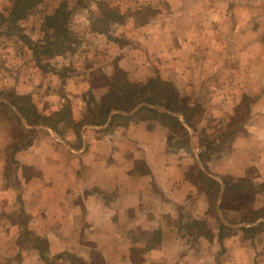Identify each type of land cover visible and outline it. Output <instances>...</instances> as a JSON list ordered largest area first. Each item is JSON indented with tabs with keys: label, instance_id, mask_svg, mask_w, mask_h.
<instances>
[{
	"label": "crops",
	"instance_id": "0c3cea01",
	"mask_svg": "<svg viewBox=\"0 0 264 264\" xmlns=\"http://www.w3.org/2000/svg\"><path fill=\"white\" fill-rule=\"evenodd\" d=\"M90 1L120 18L97 27L99 9L71 0L70 23L86 39L66 51L36 54L0 36V264H264V0ZM58 8L30 15L34 47L48 45L43 30ZM118 71L138 85L170 81L192 109L207 96L222 114L251 97L250 119L197 169L204 147L183 115L188 148L142 105L87 119ZM6 91L31 96L47 117L69 111L73 130L24 120L30 140L18 143ZM233 183L255 191L250 204Z\"/></svg>",
	"mask_w": 264,
	"mask_h": 264
},
{
	"label": "rangeland",
	"instance_id": "374dc122",
	"mask_svg": "<svg viewBox=\"0 0 264 264\" xmlns=\"http://www.w3.org/2000/svg\"><path fill=\"white\" fill-rule=\"evenodd\" d=\"M18 1L19 0H0V11H2L0 12V24L2 25L0 36L10 41H13V42L17 40L18 42L25 44L26 47L28 46V48L30 49V28L38 25V20L34 22H30V15L34 14L37 11L39 12H42L43 10L48 11L49 9L57 7L58 5L60 7L62 4H65V3L68 5V8H69L68 2H70L71 0H39V3L37 4L34 11H32V13H30V10H27V13L29 14L27 15L26 18L20 21H15L13 19V15L16 12ZM73 1H76V0H73ZM85 3L87 5L90 4L91 6H95L97 9H99L98 10L99 13H102V15L100 16H97V15L94 16L96 17L95 25L97 27L102 28L107 24V22L118 21L120 18L118 16L116 8H113L112 6H110L109 4L105 2H96V4L94 5L91 3L90 0H86ZM154 14L155 13L153 12H147V14H144L142 17H139L138 19L147 20L148 18H150L151 15L153 16ZM79 28L81 27L77 23L75 22L70 23V20H69L67 29H69L71 32L67 34L68 41H66V43L62 45L56 44L55 45L56 48L59 51H66L67 50L66 47L73 45V44H78L79 42H81L82 37L86 39V36L84 35L82 36V34L80 33ZM43 32L45 34L47 41L48 40L50 41V39L51 41L56 40V38L53 37V35L52 36L50 35L51 31H48L47 28H45ZM43 32H41V34H43ZM262 37H264V35ZM22 49L23 48L18 49L17 50L18 53H20L19 50H22ZM38 49L41 55L49 56V53H50L49 50L45 53L44 49H42L41 47H39ZM258 71L260 74L261 72H264V65H259ZM116 78L118 79H116L117 82L114 83V87H115L114 91L109 95V97L103 103L98 104V108H101L100 106H104L106 108L110 105H116V104H122V103L125 105H128V104L132 105L138 102L139 99L140 100L145 99L147 96L153 95L152 91L145 89L144 91H146V94L143 97H138V95H134L133 98L127 97V95L132 93V91L127 88V86L129 85L131 86L136 85L141 89L142 87L150 86L151 83L153 82L173 84L170 81H165L164 79H161L159 76L152 77L145 84H141V85L133 84L126 80V74L123 71H118ZM263 82L264 80L263 81L259 80L258 82L259 87L262 86ZM247 84L249 87L250 80H248ZM160 89H163V88H160ZM14 93H15L14 91H6L3 97L9 99L10 102L14 100L15 98L16 100H18L16 94ZM180 98L182 99V97ZM241 98L242 100L241 102L238 101V103L240 104L237 105L238 107L236 108V110H233L231 112L222 113V114L212 110V104H211L213 101L212 98L207 97V96L198 98L199 101L197 100L193 108L195 110V113L193 114V117L191 118L192 120L191 123L192 125L195 126V132H196L195 134L200 141L199 144L204 147V150H202V154L204 155L203 157L201 156L202 164L199 163L195 166L197 169L200 168L202 165L203 167L205 165L207 167L206 158H208V156H210L211 154H215L216 152L227 151L231 147V143H232V140L235 134L239 132L241 130L240 128L243 127L245 123L250 119V105H251L252 98L245 97V96H242ZM88 99L92 101L94 100V97L92 96V97H89ZM28 100L30 101V96ZM181 102H182V105L188 106V103L185 100L182 99ZM161 103H165V102L162 101ZM26 104H27V101L23 103L24 106ZM6 110L2 111L4 115L12 119L17 124L18 135H19L18 143L20 142L23 143L25 139L30 140V138H28L29 134H27L26 131H24V129L21 126V123L18 120H16L15 117L12 116ZM64 112L66 115L70 113L67 110L66 111L64 110ZM146 116H152V114L147 112ZM51 117H52L50 121L51 123L58 122L59 120L58 115H53ZM103 117L104 115H103L102 110L99 111L98 109V111H94L91 115H88L87 119L101 120L103 119ZM66 118L67 119L64 121L65 125L62 126L65 133L69 131L70 126L71 128L74 126V123L70 120V118L69 117H66ZM206 125L209 128L207 129L203 128ZM168 126L172 128L173 135L178 136V143H179L178 146L182 148H188L187 147L189 146L187 145L188 135L186 133L185 128L184 127L182 128L181 126H177L175 124L172 125L170 121H169ZM206 148H208V150ZM200 173H201L200 179L202 180V183L204 184L205 190H207L210 184L206 183L207 182L206 178L203 177L202 172ZM213 189L214 191H216L215 187L214 188L211 187L212 191ZM238 193H240L241 201L247 205L250 204L252 197H254L255 195V191L251 189L242 190ZM20 219L23 220V218H20ZM22 235H28L26 229L22 232Z\"/></svg>",
	"mask_w": 264,
	"mask_h": 264
},
{
	"label": "trees",
	"instance_id": "16d2710c",
	"mask_svg": "<svg viewBox=\"0 0 264 264\" xmlns=\"http://www.w3.org/2000/svg\"><path fill=\"white\" fill-rule=\"evenodd\" d=\"M38 3H39V0H19L17 4L16 12L13 15V19L15 21H20L26 18L27 15L29 14L27 13V10H30V13H32V11H34ZM70 14H71V11L69 10L68 5L65 3V4H62L57 9L54 15L47 17L46 28L48 31H51L50 35L51 36L53 35V37H55L56 40L54 41H51V39L50 41L48 40V45L46 47H43L45 53L49 50L50 47L56 44L62 45L66 43L67 32H68L67 25L69 24ZM30 47H33L36 54L39 53V49L33 46V43L31 40H30ZM127 88L132 91V93L127 95V97L133 98L134 95H138V97H143L146 94V91H144L145 89L152 91L153 95L147 96L145 99H141V100L139 99L138 102L132 105L130 104L125 105L122 103V104L110 105L106 108L104 106H100L101 108H98V109L99 111L102 110L104 117L101 120L95 119L96 122L102 121V120L104 121L110 115L113 109L129 112V111L134 110L137 106L142 105V108L140 109V111L146 110L148 113L152 114V116H149V118H151L152 120L160 118V121L166 126H168L169 121H170L172 125L175 124L177 126L183 127L182 123L179 120V117L176 116L175 114L183 115L187 124L192 127L194 126L191 123L192 121L191 118L193 117L195 110L190 108L189 106L182 105V102H181L182 99L180 98L181 96L173 84L153 82L151 83L150 86H145V87H142L141 89L136 85H132V86L129 85L127 86ZM160 88H163V89H160ZM16 96L18 100H16L15 98L14 100L11 101V104L18 109V112L20 115L18 116L17 113L10 107H8V111L18 119L23 129H25L24 120H26L29 126H39L42 124L43 125L51 124L50 121L52 117H47L39 113V111L37 110V107L32 102L31 96H30V101L28 100L29 96L18 95V94H16ZM25 101H27V104L24 106L23 103ZM160 101L161 102L163 101L165 103H161ZM152 107H160V108L162 107L166 111L160 112L159 110L154 109ZM56 115L59 116V120H58L59 122L65 121L67 119L66 117H69L70 120H72V115L70 113L66 115L64 111L59 112ZM31 131L32 130H30V132ZM206 149L208 150V148ZM203 155L204 154H201L202 157ZM203 177L206 178L207 180L206 183L210 184L209 188L207 189L208 192L209 190H211V187L213 188L216 187L217 184L213 179H208V177L204 173H203ZM225 183L227 186L228 184H230L227 180H225ZM240 185L238 183L236 184L233 183L230 191L236 192V190L238 189H240L241 191L246 190L244 186L242 185L240 186ZM228 191H229V187H228ZM211 194L214 196L217 195L213 193Z\"/></svg>",
	"mask_w": 264,
	"mask_h": 264
}]
</instances>
